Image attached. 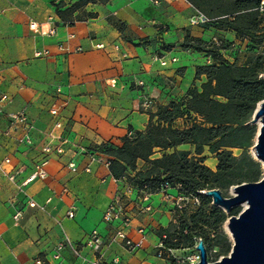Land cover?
<instances>
[{
  "label": "crops",
  "instance_id": "crops-1",
  "mask_svg": "<svg viewBox=\"0 0 264 264\" xmlns=\"http://www.w3.org/2000/svg\"><path fill=\"white\" fill-rule=\"evenodd\" d=\"M82 1L0 0V97L8 96L0 115L4 146L0 159L12 156L13 167L8 171L25 170L16 183L0 173V264H38L40 255L55 264L52 254L64 234L84 243L95 229L111 244L103 251V264H114L115 259L119 264H168L128 252L119 239L112 241L120 223L108 224L103 216L118 191H125L130 182L128 177L113 178L109 157L99 148L121 147L126 137L147 129L159 108L182 100L191 88L207 81L204 75L197 77V69L214 61L204 52L185 48L188 36L206 42L241 40L236 32L215 23L191 26L198 10L187 0H160L159 5L151 0H106L78 6ZM72 7L74 12L65 18L62 13ZM77 15L83 20H75ZM242 43L244 48L249 45ZM46 51L47 56L37 57ZM225 53L228 61L236 62V54ZM158 57L177 62L162 66ZM58 87L65 91L62 100L56 95ZM147 98L154 99V106H143ZM54 106L61 108L62 129L56 128L50 113ZM23 110L30 120L31 146L19 143L27 133L23 128L3 136L9 127L7 114ZM63 139L68 141L66 151L51 155L47 177L22 192L19 186L34 171L43 149L56 148ZM187 148L194 149L179 147ZM212 160L216 167L217 158ZM137 167L147 168L141 160ZM27 196L45 206V211L28 207ZM151 203L153 211L142 212L138 191L126 192L133 222L125 231L139 241L143 236L138 230L144 228L146 249L157 247V229L174 219V204L164 194H153ZM18 211L23 212L19 222L14 219ZM70 211L74 218L68 217ZM84 254L94 258L90 248ZM63 257L67 264L79 263L70 249Z\"/></svg>",
  "mask_w": 264,
  "mask_h": 264
},
{
  "label": "trees",
  "instance_id": "trees-1",
  "mask_svg": "<svg viewBox=\"0 0 264 264\" xmlns=\"http://www.w3.org/2000/svg\"><path fill=\"white\" fill-rule=\"evenodd\" d=\"M97 1L106 0H84L78 6ZM187 1L211 19L212 24L236 32L242 42L249 43L248 50L253 43L263 46L262 0H223L220 4L217 0ZM73 12L72 7L62 15L66 18ZM75 20L82 21L83 16L77 15ZM184 47L204 52L213 59L214 64L197 69V77L204 75L207 81L201 87L191 88L182 100L159 108L147 129L126 137L121 147L108 144L99 149L109 157L110 172L115 180L128 177L131 186L153 194L166 184L181 185L183 194L200 200L198 207L180 211L183 214L177 226L165 230L168 236L165 234L162 240L166 250H190L203 240L207 252L213 243L215 251L226 256L231 254L233 243L223 225L228 218L239 216L242 207L226 213L212 206V199L203 192L217 189L224 197H229L230 188L256 183L264 177L262 163L250 153L259 130L251 121L257 105L264 101V54L240 65L231 63L223 55V52L235 51H223L214 41L188 36ZM182 145H191L194 153L179 150ZM206 148L218 160L215 171L205 164ZM235 148L243 151L240 156L234 155L232 149ZM157 151L162 152V156L153 159ZM139 160L147 164L145 170H138ZM130 172L135 175L131 177ZM209 230L219 235L222 242L211 240Z\"/></svg>",
  "mask_w": 264,
  "mask_h": 264
},
{
  "label": "built area",
  "instance_id": "built-area-1",
  "mask_svg": "<svg viewBox=\"0 0 264 264\" xmlns=\"http://www.w3.org/2000/svg\"><path fill=\"white\" fill-rule=\"evenodd\" d=\"M151 2L154 5H159L160 0H151ZM261 13H264V0H262V7L260 8ZM212 22L211 19H209L204 13L197 11V13L191 18L190 25L195 27H202L207 26ZM36 25L33 24L32 28H35ZM214 43L222 48L223 51L230 50V51H242V41H228L225 39H216L214 40ZM104 45H97V48H104ZM78 52H83L82 48H79L77 50ZM49 53L46 52H39L37 53V57H45ZM158 60L160 61V64L162 66H167L169 63H176L177 59L172 58L171 60H167L164 57H158ZM263 77V76H262ZM56 95L58 99L63 98L65 95V91L62 87L56 88ZM8 101V96L4 95L0 97V115L4 114V104ZM155 101L154 99L147 98L143 106L146 108H150L154 106ZM51 115L56 118L55 126L58 129L63 128V123L60 120V113L61 108L58 106H54L50 110ZM8 120H9V127L8 129L3 133V136L10 137L11 133L16 132L19 128H23L25 131H27L26 135L19 139L20 144H25L28 146H31L33 144V138L29 134L30 130V120L27 112L25 110L16 112V113H8L7 114ZM67 139H63L61 141V144L56 147L52 148L51 146H47L43 149L42 157L41 159L36 163L34 171L28 176V178L19 186L20 190L24 192V189L27 185L30 183L36 181L37 179H45L47 177V170L46 167L49 164L50 157L52 154L56 153L57 155H63L66 151ZM4 146L3 143L0 141V152L3 150ZM96 152V150H94ZM107 166H110V161H107ZM8 167H13V159L12 156L8 155L4 157L3 159H0V173L5 175L11 182L16 183L17 178L19 175H21L25 170L24 168H13L11 171H8ZM69 167L72 170H76V166L74 164H70ZM87 172H91L90 168L86 169ZM134 187L129 185L127 186L125 191H118L115 199L111 202L109 207L104 213L103 221L108 224H115L120 223V228L116 231V234L112 241L121 240L124 244L125 249L130 253H136L139 250L143 248L144 244V237L146 234V230L144 228H140L138 231L143 236L141 240L134 241L131 238H129L128 234L126 233L125 229L129 228L132 225L133 222V215L130 213L126 206V192H130ZM138 191L140 198L142 199L143 205H142V212H148L151 213L153 211V206L151 203V197L153 196V193L148 192L147 190H139L134 188ZM158 193H162L165 195V198L172 201L174 204V212H180L184 209L191 208L194 209L200 205V200L195 197H189L183 194L181 185L176 186H170L169 184H166ZM27 205L30 208L33 209H40L42 211H45V206L40 205L35 199L32 197L27 196ZM23 216L22 211H18L16 215L14 216L15 221L19 222ZM69 218H74L75 213L74 211L68 212ZM108 241L101 235L99 230L95 229L93 230L88 238L87 241L84 243H76L74 242L67 234H64L62 241L56 246L54 249V252L52 254V261L55 264H67L63 254L64 251L67 249H70L73 253V256L76 260L79 261L77 264H103L102 262V254L107 247ZM90 248L93 252V259H89L87 255L84 254L85 248ZM157 256L159 259L165 258L168 252L173 254V251L166 250L164 248V241L160 239L158 245H157ZM200 258L199 256L197 257ZM195 258H188L187 262L191 261L194 263ZM119 260L115 259L114 264H119ZM176 263H181L182 261L177 259L175 261ZM38 264H42V261L39 260Z\"/></svg>",
  "mask_w": 264,
  "mask_h": 264
},
{
  "label": "water",
  "instance_id": "water-1",
  "mask_svg": "<svg viewBox=\"0 0 264 264\" xmlns=\"http://www.w3.org/2000/svg\"><path fill=\"white\" fill-rule=\"evenodd\" d=\"M251 124L259 126L254 155L264 168V101L257 105ZM203 194L226 213L237 206L245 208L227 222L233 240L231 254L210 263L204 241L200 240L195 247L200 260L194 264H264V177L256 183L233 187L230 197H224L217 189L206 190Z\"/></svg>",
  "mask_w": 264,
  "mask_h": 264
},
{
  "label": "rangeland",
  "instance_id": "rangeland-1",
  "mask_svg": "<svg viewBox=\"0 0 264 264\" xmlns=\"http://www.w3.org/2000/svg\"><path fill=\"white\" fill-rule=\"evenodd\" d=\"M217 1L220 4L223 0H217ZM218 39H220V38H218ZM253 45H254V43H253ZM253 45H251V48L249 50H248V48H245V49H243L242 52L239 51V53L236 54V56H237L236 62L238 64L243 65V64H245L249 60V58L256 57V56L260 55L261 53L264 54V44L261 47H258L257 45H254V47H253ZM231 53L235 54V52H231ZM225 54H227V53H225ZM257 127L259 129V126L258 125H257ZM255 143H256V139H255ZM179 150L191 151L192 153H194V149L193 148L192 149H189V148H187V149H179ZM232 151H233V153H234L235 156H240L242 154V152H243L241 149H237V148L232 149ZM250 153L255 158V155H254V146L251 148ZM161 156H162V152L157 151V153L152 158L153 159H157V158H161ZM203 156L209 158V160L207 162H205V164L208 167H210L212 170L215 171L217 169V166L214 167L212 165V163L214 161L212 159H214L216 157L209 152V148H206L205 154ZM146 166H147V164H146ZM228 196L229 197L232 196V188L229 189ZM211 205L212 206H216L213 203V200H212V204ZM241 207H242V211H243L245 207L244 206H241ZM188 213H190V212H188ZM182 214L183 213H181V212H174L173 211V216H174L173 217L174 218L173 221L167 227H164V228L163 227H160V228L157 229V235L159 236L160 239H162V237L165 234L168 236L167 232H165L166 229H168L171 226L174 227L175 225L176 226L178 225L177 222L179 221V219L182 216ZM228 219H227V221L223 225V230H224L225 234L230 238V240L233 243L231 234H230V232H229V230L227 228ZM209 237H210L211 240H216L217 243H221L222 242V238L219 235H216L214 232H212L210 230H209ZM119 241H121V240H119ZM110 245L111 244L108 243V246H110ZM122 247L125 248L123 242H122ZM195 247L196 246L192 247L190 250L175 251V252H173V254H171L170 252H168L167 255L165 256V258H163V259H159L158 258V256H157V248H154V247L148 248V249L143 248V250L138 251L137 254L139 253L141 256H144L145 255L147 257V259L150 257L151 261H153L155 259H159V260H165L168 264H175L176 263L175 261L177 259H179L182 262L181 263H176V264H193V262H191V261L187 262V259L188 258H192V259L195 258L194 259L195 260L194 262H199L200 258L199 259L197 258L199 256V253L196 251ZM137 254H135V255H137ZM207 254H209L211 256V260L209 261L210 263H214L216 261L221 260L223 257H226V256H229L230 255L229 254V255H226V256H220L215 251V249L213 247V243L210 244V246H209V252H207ZM38 260H41L42 261V264H49V262L46 261V259H45V255H40L39 258H38Z\"/></svg>",
  "mask_w": 264,
  "mask_h": 264
},
{
  "label": "bare ground",
  "instance_id": "bare-ground-1",
  "mask_svg": "<svg viewBox=\"0 0 264 264\" xmlns=\"http://www.w3.org/2000/svg\"><path fill=\"white\" fill-rule=\"evenodd\" d=\"M212 165L215 166L216 165V162H213Z\"/></svg>",
  "mask_w": 264,
  "mask_h": 264
}]
</instances>
